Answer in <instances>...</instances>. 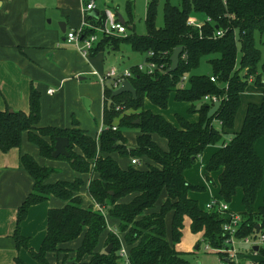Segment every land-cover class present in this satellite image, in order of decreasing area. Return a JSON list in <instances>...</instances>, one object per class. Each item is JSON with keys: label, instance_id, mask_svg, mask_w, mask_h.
<instances>
[{"label": "trees", "instance_id": "obj_1", "mask_svg": "<svg viewBox=\"0 0 264 264\" xmlns=\"http://www.w3.org/2000/svg\"><path fill=\"white\" fill-rule=\"evenodd\" d=\"M156 5L157 0L147 2L144 33L130 31L125 35L106 36L90 50L94 54L99 49L118 48L121 43H126L144 54L151 50V59L163 63L160 70L151 74L137 70L134 64L130 66L133 75L129 80L135 95L129 91L112 95V87L108 82L104 83L103 127L97 136L79 127L76 121L65 127L39 125V91L34 86L30 88L27 110L0 109L2 150L19 146L22 133L27 131L28 140L38 146L41 155L54 157L51 152L55 137L64 135L69 140V155L56 157L66 159L78 172L98 173L87 183L88 194L97 206H83L79 193L84 183L81 177L48 182L46 178L55 168L38 163L27 152L20 154V162L31 175L33 186L18 206L12 235L18 248L26 247L43 264H50L48 252L62 249L59 243L79 235L82 239L74 249V259L55 264H124L123 256L119 255L121 240L113 230L107 231L102 248L95 249L107 227L105 213L118 220L128 251V264H199L187 259L174 245L181 239L185 216L189 218L192 231H200L205 242L223 253L221 247L226 234L222 223L229 218V212L200 206L187 192L189 189L202 190L204 186L189 182L184 175L185 169L191 167L206 145L220 140L221 146L206 164L205 179L212 182L209 172L219 170L217 196L228 202L237 188H241L243 210L239 212L241 223L236 236L264 232V198L256 209L254 206L264 168L254 147L256 139L264 135V51L258 70L262 51L255 41V31L264 29V0H179V4L164 0L163 23L159 26L155 23ZM131 9V1H128L129 16H132ZM194 12H203L206 18L200 24L188 23V17ZM85 16L92 17L88 13ZM217 29L222 30L221 35L215 34ZM262 45L264 47V39ZM176 46L182 47L178 65L175 70L167 71L170 54ZM204 55H211L208 57L210 73L191 72ZM250 81L262 88V99L259 103H247L240 128L224 140V129L233 127L241 93ZM171 92L176 100L191 102L190 110L194 111L197 102H201L196 121L177 114L178 124H174L163 114L145 107V100L166 107ZM205 95H215L220 101L209 117L206 113L213 100H204ZM136 118L138 122H134ZM214 120L219 124L216 125ZM128 127L139 130L133 147L127 146L122 133L123 128ZM152 132L166 138L167 148H162L152 138ZM112 151L131 158L147 156L157 165L139 168L128 164L122 167L110 155ZM162 191L165 198L158 209L145 213L146 208L155 205ZM132 192L135 194L130 200H119ZM50 195L65 200V203L48 208L45 235L39 247L34 249L21 234L20 222L32 204L44 201ZM168 211H171V241L165 228ZM108 244L111 246L106 251ZM255 252L259 255L256 263L264 264V247L258 246ZM14 263L28 264L18 255Z\"/></svg>", "mask_w": 264, "mask_h": 264}, {"label": "crops", "instance_id": "obj_2", "mask_svg": "<svg viewBox=\"0 0 264 264\" xmlns=\"http://www.w3.org/2000/svg\"><path fill=\"white\" fill-rule=\"evenodd\" d=\"M87 1L88 0H0V109L12 108L27 110L29 108L30 88L34 86L39 91V125L65 127L72 126L73 122L76 121L79 126L81 122V106L78 103L79 94L76 95L74 90L71 91V89L78 86L82 87L79 81L87 79V77L82 74L91 73L96 76V80L94 79L91 83L99 87L101 91V122L98 126L96 123L94 126L82 124L79 127L85 129L92 136L98 135L103 127L102 113L104 96L101 75L109 67L104 64L105 51L106 49L108 51L117 50L123 44H120L118 48H114L113 46L110 48H102L94 54L89 53L88 56H85L73 42L66 40L65 36L67 30L79 28L81 26L84 16L83 6ZM94 2L96 4L94 9L98 10V12L100 11L101 13L104 6H109L115 12L119 20L122 21V15L113 4L104 2L102 6L97 0H94ZM129 17L132 18V16ZM60 22H63V26L65 27L64 30L61 29ZM123 22L125 23L124 19ZM127 27L134 29V24L129 26L126 25L125 34L130 32ZM137 62H134V64ZM250 85L251 84H249V86L247 85L245 90L241 93V103L236 112L233 127L224 129L229 133V137L240 128L247 103L249 101L259 103L262 99V88L257 85ZM49 88H53V91L49 92ZM82 93H87V91H83ZM244 95H246V99L243 101L242 97ZM204 100L208 99L204 98ZM91 102L92 101L86 99V106L91 104ZM197 104L191 114L176 111V119L172 121L160 112V110H153L145 100V107L152 109L154 112L163 114L174 124H178L177 114H180L190 121H196L199 116L197 109L200 107H197ZM190 106L191 102L188 101L187 107L189 108ZM129 110L130 109H128V111ZM214 123L216 125L219 124L216 120H214ZM122 133L125 137L127 146L133 147L136 144V135L139 133V130L135 132L132 141L128 140L124 129ZM151 136L162 148H167V140L165 137L155 132H152ZM221 144L222 143L208 144L201 152L198 169L201 172L200 180H194L193 178L196 176L192 173L190 176L187 174L188 171L192 172V165L184 171L185 178L189 182L203 185L204 189L210 192L209 198L204 199L205 203L210 198L218 195L219 170L209 172L213 180L212 185L205 179L204 173L211 154L217 150ZM254 147L264 163V151L262 152L260 149L262 148V150H264V135L256 139ZM206 149H208V153L204 157ZM24 152L31 154L38 163L55 168L46 178L48 182H53L57 179H73L76 176L81 177L84 183L79 193L82 196L83 206H97V203L88 194L87 183L90 178L96 177L98 173L96 171L81 173L72 169L66 159L41 155L38 146L28 140L27 131H24L19 146L11 147L7 150H2L0 148V264H15L14 260L16 255L20 256L28 264H37L40 262L30 254L26 247L20 246L18 248L12 235L15 228L18 206L22 203L33 186L31 175L21 164L19 159L20 154ZM110 155L115 158L122 167H126L128 164H132L139 168H146L148 164L157 165V163L147 156H136L138 162L132 163L131 157L120 155L117 151L110 152ZM236 192L240 193L242 196L240 187L237 188ZM259 192L260 187L257 191L254 203L255 209L258 205L263 203L264 191L260 195ZM134 194V192L129 193L119 200L128 201ZM200 194L199 191L194 190H189L187 192L188 196L196 198L199 205L203 207L204 202ZM164 198L165 192L162 191L155 205L151 208H146L145 213L157 210ZM230 202H232V199ZM64 203L65 200L55 195H50L46 200L34 203L28 208L26 217L20 222V232L27 237L29 246L34 249L39 247L46 232L48 208L62 206ZM229 206L230 209L235 212L243 210V204L241 210L234 209L231 203ZM186 217L187 216L184 217V221ZM110 220L111 225L107 219V227L100 235L99 242L95 248L96 250L102 248L103 240L108 230L117 232L119 229L118 220L112 217ZM170 221L171 211H168L165 215V223L168 224L169 222L170 226ZM81 239L82 235H79L73 240L59 243V247L62 249L56 252H48L46 255L48 262L50 264H55L56 262L68 263L72 261L75 257L74 249L80 244ZM122 240L121 246L124 248L126 254L121 255L125 261L126 257H128V251L124 242L122 243ZM243 247L246 249L245 246ZM249 250L254 254L257 260L258 258L256 256L258 254L255 252L256 250ZM64 253L66 254L65 257L63 256ZM66 258L67 260H65Z\"/></svg>", "mask_w": 264, "mask_h": 264}, {"label": "rangeland", "instance_id": "obj_3", "mask_svg": "<svg viewBox=\"0 0 264 264\" xmlns=\"http://www.w3.org/2000/svg\"><path fill=\"white\" fill-rule=\"evenodd\" d=\"M128 1H131V7H132V18L128 16L127 14V3ZM172 3L179 4V0H170ZM102 6L105 3H110L113 4L116 8L117 11L122 15L125 23L127 26L134 24V29L127 27L129 31H135L138 33H144L146 31V25H145V13H146V5L148 0H97ZM164 0H157V5H156V15H155V23L157 26L162 25L163 23V14H162V6H163ZM192 16L195 18L197 23H200L206 18V15L203 12H194L192 13ZM113 34H105L101 37V40L106 37V36H111ZM238 37V36H237ZM236 37V40H237ZM264 39V29L262 32L255 31V41L257 46L261 49V60L259 61L257 68L260 70L261 66V61H262V53L264 51V47L262 45V40ZM237 46H238V54H240L239 50V41L237 40ZM122 44V43H121ZM144 54L141 53L140 51L133 50L128 44H123L121 47L117 50L114 51H108L106 49L105 51V58H104V64L106 66H117L118 68L122 67H129L134 64V62H139L142 61L144 58ZM211 56V55H209ZM208 55H204L201 57L199 61V65L192 69L191 72L193 73H210V65L208 63ZM87 77V79L83 81H79L81 86L74 87L71 89L74 90V93L77 95L79 94V100L78 103L81 106V122L79 126L83 125H88V126H94L97 123L98 124L101 122L100 120V95L101 91L100 88L97 87L95 84H92L93 80H96V76L89 73V74H82ZM78 78V77H76ZM75 78V79H76ZM251 85H256L253 81H250L248 83ZM250 85V86H251ZM248 88V87H247ZM246 88V89H247ZM83 91H87V93H82ZM246 93V92H245ZM243 101L246 99V95L243 97ZM88 99L89 101H92L91 104L86 106L85 100ZM148 105L153 109V110H160L166 117L171 119L172 121H175V112H181L185 114H191L193 110H190L187 107V102L185 100H176L173 96V92H171L170 97L168 99V104L166 107H160L158 105L150 103L148 100ZM243 107V105H242ZM189 109V111H188ZM115 121H117V117L114 118ZM126 131V135L128 137L129 141H132L134 139V134L136 131H138L137 127H128V128H123ZM229 138V133L224 131L222 139L226 140ZM222 143V141H218L216 144ZM261 151L263 152L262 148H260ZM208 153V149L204 152V157ZM263 159H264V153H263ZM199 161H200V155L197 157L195 162L192 164V172L188 171V175L190 176L191 173L196 176L193 178L194 180L198 179L200 180L201 178V172L199 169ZM209 184H213L212 182H209ZM189 190H194V191H199L201 193V199L204 202V199L209 198V191L207 189H202V190H196V189H189ZM264 191V177L260 186V192L259 195L262 194ZM240 192V191H239ZM231 201V200H230ZM229 201V204L231 203L232 207L236 210H241L242 209V201H241V195L240 193H235L232 202ZM205 203V202H204ZM203 205L205 206V204ZM203 206V207H204ZM106 219H108L109 224L111 225V220L110 216L105 213ZM167 217V216H166ZM187 218V219H186ZM185 218L184 221V226L182 230V236L181 239L176 242L175 248L179 251L182 252V254L189 259L190 261L194 263H199V264H219L221 260H225V255L223 253L218 252L216 249H213L211 245H209L207 242H205L202 239V234L200 231L194 232L190 229L189 222H188V217ZM107 221V223H108ZM169 222L168 224L165 223V228H166V235L167 238L171 241V232L169 228ZM117 230V229H115ZM119 237L122 240L121 237V232L118 231L116 232ZM123 243V240H122ZM104 244V240H103ZM237 246L241 248L240 252L238 253V258H237V264H247L248 262H255L256 263V258L254 254L249 250L248 245L244 244L246 249L242 248V243L237 242ZM219 249V248H218ZM62 252V251H61ZM121 256V253H119ZM63 256L65 257L66 254L64 253ZM259 255L256 257L258 258ZM123 259V257H122ZM67 260V258L65 259ZM121 260V259H120ZM37 264H42L41 262Z\"/></svg>", "mask_w": 264, "mask_h": 264}, {"label": "built area", "instance_id": "obj_4", "mask_svg": "<svg viewBox=\"0 0 264 264\" xmlns=\"http://www.w3.org/2000/svg\"><path fill=\"white\" fill-rule=\"evenodd\" d=\"M96 6L94 0H88L83 6V18L82 24L79 28H71L66 32V40L73 42L83 53V55L88 56L90 50L94 48L97 43L101 40V37L105 34L113 35H123L126 32V24L119 20L115 12L109 7L104 6L102 12L98 13L96 17L92 16L91 18H86V13L94 9ZM97 18H101L98 21ZM188 23L190 24H200L197 23L195 18L190 15L188 17ZM216 35H221L222 30L217 29L215 31ZM153 52L148 50L145 54V57L142 61L135 63V68L137 70L144 71L146 73H154L156 70H160L163 66L162 62H158L154 59H151ZM133 75L131 67H122L118 68L117 66L108 67L103 74L101 75V82L104 85L105 82H108V85L112 89L117 88L124 79H129ZM183 79H186V75L182 76ZM211 79H214V76H211ZM49 92L53 91V88L48 89ZM205 99L208 100H217L215 95H205ZM115 127V125H113ZM132 163L138 162L136 157L131 158ZM206 208H216L219 211H228L229 218L222 223V229L225 232L224 244L221 247L223 254H225V260H221L219 264H237L238 253L241 248L237 246V242L248 245V248L251 249L253 245L257 244L258 246L264 247V232H258L255 235H246L238 237L235 235L236 230L238 229L241 223V215L239 212L232 211L229 206V202L223 200L219 196H214L210 198L205 203ZM242 246V248H244ZM121 254H126L124 248H120ZM125 264H128V258L125 259Z\"/></svg>", "mask_w": 264, "mask_h": 264}, {"label": "water", "instance_id": "obj_5", "mask_svg": "<svg viewBox=\"0 0 264 264\" xmlns=\"http://www.w3.org/2000/svg\"><path fill=\"white\" fill-rule=\"evenodd\" d=\"M98 10L96 9H92L88 12V14L90 16H97L98 15ZM122 22H123V19H122ZM60 27L62 30H64V26H63V22L61 23L60 22ZM182 51V47L181 46H176L171 54H170V65L168 66L167 68V71H173L176 69L177 65H178V62H179V55ZM81 77V76H79ZM124 91H129L131 92L133 95L136 94V91L134 89V87L132 86L131 82L129 79H124L122 81V83L115 89H113L112 91V95H117L121 92H124ZM219 103L220 101L217 99V100H214L213 101V104L209 107V109L207 110V113H206V116L209 117L210 115H212L215 110L217 109V107L219 106ZM110 104V101H108V105ZM201 105V102H198L197 104V107H199ZM10 110L12 108H9ZM134 122H138V119L136 118L134 120ZM205 124V122H204ZM69 145V140H68V137L67 136H64V135H57L55 137V142H54V147H53V150L51 152L52 156L56 157L58 156L59 154H63L65 156H68L69 155V151L67 149ZM256 229L259 230V225L256 226ZM110 246L111 244H108L107 247H106V251H109L110 249ZM254 250H257L258 248V245L255 244L253 245L252 247ZM247 264H257L255 262H248Z\"/></svg>", "mask_w": 264, "mask_h": 264}]
</instances>
